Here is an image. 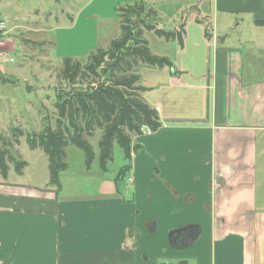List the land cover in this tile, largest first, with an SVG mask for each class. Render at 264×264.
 Returning <instances> with one entry per match:
<instances>
[{
  "label": "crops",
  "instance_id": "obj_1",
  "mask_svg": "<svg viewBox=\"0 0 264 264\" xmlns=\"http://www.w3.org/2000/svg\"><path fill=\"white\" fill-rule=\"evenodd\" d=\"M157 1L181 10L184 24L188 7L191 17L172 67L138 71L161 127L135 138L141 148L132 154L133 175L118 183L116 173L103 177L96 193L80 195L65 192L61 174L59 188L48 178L36 184L0 174V264H155L177 257L187 260L179 264H264V75H256V64L244 67L241 50L245 26L264 29L255 22L264 21V0ZM20 15L0 0V53L8 60L17 38L10 31L25 27ZM189 225L199 227L197 239L172 247L170 232Z\"/></svg>",
  "mask_w": 264,
  "mask_h": 264
},
{
  "label": "rangeland",
  "instance_id": "obj_2",
  "mask_svg": "<svg viewBox=\"0 0 264 264\" xmlns=\"http://www.w3.org/2000/svg\"><path fill=\"white\" fill-rule=\"evenodd\" d=\"M6 1L18 7L25 27L17 32L10 31V34H17L15 51L11 53L12 60H8L6 54L0 53V150H6L13 158L26 160L27 164L25 170L22 169L24 171H21V176H18L12 161L5 157L9 167L4 178H21L41 184L49 177L48 159L40 148L30 149L25 136L26 133L42 131L46 126H54L57 92L60 88L68 89V85L59 77L63 59L71 57L84 62L97 48H107L110 41L120 35L119 7L132 4L133 0ZM147 4L155 11L156 28L178 29L182 23L181 10L174 13L175 6L164 1L149 0ZM190 10L188 7L185 11L184 18H188L184 21L185 26L189 24ZM50 13L52 18H49ZM242 32L246 41L248 38H255L252 43L255 47H251L252 44L248 45L246 41L241 43L244 67L256 64V75H264V29L254 30L245 26ZM141 36L147 41L152 54L168 57L173 63L174 51L182 48L176 38H165L154 30L144 28ZM26 40L42 42L43 45L32 46ZM141 66L143 65L134 68V71L138 72ZM16 129L24 132V135L17 136L18 144L11 137L12 134L13 139L15 138L13 134ZM146 130L143 128L142 132ZM99 136L100 131H96L92 137H86L94 151V158L89 165L79 148L72 144L66 147L67 165L60 174L62 182L68 185L65 191L67 194L96 193L102 180L115 174L126 163L122 150L114 143L112 160L107 162V172H102L98 160ZM137 136L139 135L132 137L134 144ZM156 171L154 165L150 178L152 183L156 181L155 178L152 179L156 177ZM129 173H133V168L130 167ZM130 185L128 182L127 190L123 192L128 198L132 196ZM182 261L187 260L178 257L156 258L155 264H179Z\"/></svg>",
  "mask_w": 264,
  "mask_h": 264
},
{
  "label": "trees",
  "instance_id": "obj_3",
  "mask_svg": "<svg viewBox=\"0 0 264 264\" xmlns=\"http://www.w3.org/2000/svg\"><path fill=\"white\" fill-rule=\"evenodd\" d=\"M119 18L120 35L111 40L107 48H97L84 62L71 57L63 59L59 77L68 89L60 88L57 92L54 126L26 133L28 147L40 148L47 156L48 185L59 188L60 172L67 165L66 147L69 144L79 148L86 164H90L94 151L86 137H92L96 131H100L97 141L100 170L107 171V162L112 160V148L116 143L126 163L118 169L114 181H123L131 167L132 154L141 148L132 142V137L141 135L143 128L155 132L161 127L157 111L143 98L147 88L141 84L140 74L134 68L140 65L171 68L172 62L168 57L152 54L141 34L144 28L154 30L165 38H176L182 47L185 24L182 22L174 30L156 28L155 11L142 0L119 7ZM255 22L264 24V21ZM204 35L210 36L207 24H204ZM13 135L12 141L18 144L17 136L24 132L16 129ZM5 157H9L14 170L21 173L26 162L0 150L2 177L9 167Z\"/></svg>",
  "mask_w": 264,
  "mask_h": 264
},
{
  "label": "water",
  "instance_id": "obj_4",
  "mask_svg": "<svg viewBox=\"0 0 264 264\" xmlns=\"http://www.w3.org/2000/svg\"><path fill=\"white\" fill-rule=\"evenodd\" d=\"M199 232L200 229L197 225H189L184 228L173 230L169 234V243L174 248L187 247L197 239Z\"/></svg>",
  "mask_w": 264,
  "mask_h": 264
},
{
  "label": "built area",
  "instance_id": "obj_5",
  "mask_svg": "<svg viewBox=\"0 0 264 264\" xmlns=\"http://www.w3.org/2000/svg\"><path fill=\"white\" fill-rule=\"evenodd\" d=\"M6 29V23L4 20H0V36H2V34H4V31Z\"/></svg>",
  "mask_w": 264,
  "mask_h": 264
}]
</instances>
